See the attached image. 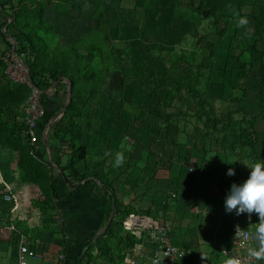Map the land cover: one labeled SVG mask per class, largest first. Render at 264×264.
<instances>
[{"label": "rangeland", "instance_id": "rangeland-1", "mask_svg": "<svg viewBox=\"0 0 264 264\" xmlns=\"http://www.w3.org/2000/svg\"><path fill=\"white\" fill-rule=\"evenodd\" d=\"M5 1L0 0V5L7 7L8 0ZM46 2L49 8L57 3L65 10L69 6H77L80 9L78 12L81 13V25L85 26L87 22L96 25V42L92 44V48H88L94 50L95 54L90 58V76L87 74L86 77L97 78L99 87L94 86V89L98 90H91L90 98L94 104L93 101L100 103L102 99L107 102L105 97H112L118 119H106L109 128L96 129L95 132L107 136L112 134V137H126L131 155L136 154L138 146L139 152L140 145L143 146L145 175L141 187L145 204L139 209L144 210V213L149 211L156 214L154 217L157 218L166 217L169 221V234L178 231L183 236L192 233L195 235L196 238L192 235L184 239L186 241L195 238L198 241L195 242L197 250L190 254L187 264H223L217 251L219 252L221 240L230 236L229 226L237 222L243 226V222L252 226L254 222H259L258 216L253 213L249 218L248 214L237 216L235 211L226 213L224 206L206 210L198 199L187 201L190 197L188 191L179 189L176 202H184V210L189 214L185 217L177 215L183 223L176 226L177 220L174 216L168 218L167 210L169 207L172 210V206H169L167 201L165 204L161 203L164 185L154 186L155 177L152 175L153 172L159 174L160 171L169 170L172 165L167 164V161L179 162L178 158L183 156L186 168L180 173L179 184L189 189L194 184L190 185L194 175L204 172L201 165L198 168L188 165V162L200 164L201 158L196 155L200 153L199 149H204V145L210 143L203 133V126L212 128L215 134H222L221 131L229 125L238 123L240 119L251 120L255 111L257 112L258 107L255 104L251 106L250 103L255 102L254 93L258 92V86L255 78L245 75L249 67H259V64H251V59L264 51V0ZM14 5H17V2ZM239 17H247L250 21V35H245L246 29L237 27ZM206 43H210V46H205ZM81 55L83 56V53ZM2 57L4 62L1 67L4 69L0 70V74L7 77L8 62L6 55L3 54ZM177 58H180L182 63L187 62L192 74L196 73L200 77L193 85L204 94L206 103L202 104L184 92V87L190 81H173L171 87L165 86L163 78L166 74L172 75L177 68L174 64ZM99 80L104 83L109 81V88L107 85L104 90L102 86L100 88ZM5 81L9 84L7 78ZM10 82L11 85H16L15 82ZM121 105L124 107L122 111ZM158 106H162L160 111L166 118H160L156 122L157 117L150 113L156 111ZM179 108L182 110H178ZM202 114L212 118V127L205 124L208 117L203 118ZM237 127L224 132L228 140L223 134V142L221 141L218 152L224 148L225 154H232L233 139L238 137ZM111 130L113 133H110ZM244 138L247 139L246 136ZM152 147L157 151L154 155L149 151ZM11 163L15 166V159ZM185 171L190 179L185 177ZM21 175L19 171L13 179L20 182L15 192L23 197L24 220L27 219L25 214L30 211L29 219L35 224L33 228L45 231L40 212L51 208L48 206V199L44 195L39 196L34 185L23 183ZM192 189L193 186L191 192ZM24 192H27L26 195ZM174 193L177 194L176 191ZM225 218L228 219L226 222ZM24 220L19 221L22 228L23 225L26 226ZM216 224L220 225V228L216 229L213 236L210 230ZM29 232L35 231L29 229Z\"/></svg>", "mask_w": 264, "mask_h": 264}, {"label": "crops", "instance_id": "crops-1", "mask_svg": "<svg viewBox=\"0 0 264 264\" xmlns=\"http://www.w3.org/2000/svg\"><path fill=\"white\" fill-rule=\"evenodd\" d=\"M28 1L30 2V0ZM15 2H17V5H14ZM6 4L8 5L6 13L9 17L6 25L0 17L1 71L4 69V67H1L4 62L2 55L12 53L10 49L15 42H17L16 52L19 43L15 37L19 33L17 29L13 28L11 16L14 11L21 8L22 4L27 5V0H8ZM30 10L29 31L31 34L38 35L47 49V53L39 58L41 64L45 66L53 64L60 69L64 67L68 73V77H60L56 82H52L47 90H41L42 92L51 90L49 95L44 96V107L47 116H54L48 121L40 135V142L38 141L35 146H40L41 153L46 155V158L54 167L53 175L57 177V174L61 173L64 180V185L59 184L60 195L58 200L53 201V203L48 202V206L52 207L54 205L57 208L49 209L44 213L40 212L41 223L46 228L45 231L33 228L35 224L29 219L30 211L25 214L27 219L24 220L23 197L15 192L20 182L15 181V178L13 179L16 174H19V171L22 172L16 165L12 166L11 162L14 156L10 148L4 145V141L7 142L13 137H17L13 136L14 134L20 133L23 126L22 120L25 113L27 93L25 89L19 88L20 86L15 87L7 84L5 81L7 77L0 74V99L6 98L7 102L3 109L0 106V129L2 132L0 140V197L2 193L10 191L19 201L20 209L15 214L13 221L17 230L29 241L30 247L35 249L41 257L40 261H32V264H49V262L57 260L58 255L63 256V259L58 260L57 264H115V262H118V264H133L135 258L138 260L137 264H149L147 261L139 259V255L143 253L144 249L151 247L148 239L145 236L138 237L126 233L122 230V226V233L134 236L141 241L135 248H127L122 260L120 256L109 258L110 253L107 255L101 254L100 250L93 244L99 236L106 232L112 220L123 225L126 217L130 214L150 218L162 225L166 229L170 240L175 245L184 247L187 251L183 261V264H187L190 254L197 250L195 242L198 243V241L195 239V235L192 233L183 236L178 231L175 234H169V221L166 220V217L157 218L154 217L156 214L151 212L146 215L144 210L139 209L145 204L141 187L145 175L143 171L145 159L143 146L140 145V152L138 146L136 154L131 155L127 147L129 142L126 137L122 135L112 137V134L107 136L95 132L96 129L109 128L106 119H118L112 97H105L107 102L102 99L100 103L93 101L94 104L90 98L92 96L91 90L92 92L98 90L94 89V86L99 87V84L95 83L97 78H86V75L90 76L91 73L90 58L95 54L94 50L88 48H92V44L96 42V25L93 22H87L85 26H82L79 18L81 13L78 12L80 9L77 6L75 8L74 5L69 6L66 10L59 3L52 4V7L49 8L46 0H35L30 5ZM87 12L89 13V10ZM1 34L5 36V39ZM23 39L21 38V40ZM21 44L24 47L28 45L24 40L21 41ZM100 44L104 45V43ZM81 53H83V56ZM20 59L23 62L21 57ZM75 64L79 65L76 69L73 68ZM255 76H252V78H255V83L258 85V74ZM69 77L73 78V85ZM99 82H101L100 88L102 86L103 90L106 85L109 88V81L104 83L103 80H99ZM258 93L259 90L254 93V96ZM69 94L70 101L68 103ZM73 96H78V99ZM98 96L101 97L99 93ZM254 101L250 104L251 106L255 104L258 110L255 111L251 119L257 114H259V117L256 120L248 119L252 122V139H254L252 146L248 145V140L244 138L247 133L243 132L245 125L241 119L238 123L229 125L224 131H221L222 134H215L212 128L203 126L205 128L203 133L207 141H210L208 145L211 148L204 145V149H199V151L196 149L200 152L196 155L201 158L200 164L196 163L195 165L188 162V165L196 168L201 165V170L204 171L201 175H194L190 185L191 183L194 184L189 189L179 184L180 173L183 171L182 169L186 168L183 156L180 159L178 158L179 162L167 161V164L172 165L169 170L160 171L159 174L153 172L152 176L155 177L153 185H164L162 197L160 198L163 201L161 203L165 204V201H167L168 205L172 206V210L169 207L167 213L169 219L174 216V219L177 220L176 226L183 223L180 216L185 217L189 214L184 210V202H176L179 189L188 191L190 197L187 198V201L188 199L195 201L198 199L206 210H211L215 206H224V200L231 185L233 183L240 184L248 178L249 170L246 166L249 165V162L264 159V110L260 112L258 100L254 99ZM67 103V107L62 111L63 106ZM70 104H72V108L69 107ZM123 108L122 106L121 111ZM157 108L162 109V106ZM178 110H182V108ZM235 126H238L236 131L238 137L233 139L232 154H225L224 148H222L223 151L218 152L217 149L221 144L222 137ZM110 133H113V131L111 130ZM225 136L228 140L227 134ZM194 142L196 143L195 140ZM153 149L152 147L149 150L152 155L157 152ZM118 151H123L126 159L125 163L117 168L114 167V156ZM106 152H111L112 155L106 156ZM229 168L235 170L234 176L226 175ZM62 170L64 172H61ZM71 172H74L73 178H67L65 181V176H68ZM184 173L185 177L190 179L187 171ZM225 179L233 180L230 186L222 183V180ZM172 188L174 190H171ZM174 191H176V195ZM26 193L24 192V195ZM209 202L211 204L208 207ZM44 205L46 204L44 203ZM20 220L26 222V226L23 225V228L20 227ZM224 220L226 222L228 219L225 218ZM104 223L105 225H103ZM243 223L244 226L239 222L242 227L252 232L255 230L257 222H254L252 226L246 222ZM232 226H229L230 232ZM217 228H220V225L212 226L210 233L213 236H215ZM29 229L35 232H29ZM91 235L94 236L88 245L86 243ZM192 235L195 238L184 240ZM126 239L125 236L121 241L122 248L126 247L127 243L124 241ZM254 243L253 241L252 244ZM1 252V264H17L15 245H3ZM217 253L221 261L224 262L218 251ZM245 254H247V250ZM260 262L264 264V261Z\"/></svg>", "mask_w": 264, "mask_h": 264}, {"label": "trees", "instance_id": "trees-1", "mask_svg": "<svg viewBox=\"0 0 264 264\" xmlns=\"http://www.w3.org/2000/svg\"><path fill=\"white\" fill-rule=\"evenodd\" d=\"M35 0H30V2L27 0V5L22 4L21 8L18 11H14L13 15L11 16L12 22H13V28L18 30V36H15L19 43L16 48L17 54L23 59V62L26 67L29 68V75L30 78L33 80L35 87L38 90H47L52 82H56L60 77L67 76L68 73L67 70L63 68H58V66L51 64L50 66H45L41 64L40 57L47 53V49L45 44L42 42L41 38L36 34L30 33V5ZM29 3V4H28ZM6 7L0 5V17L4 20V25L8 22V15L6 13ZM31 22V21H30ZM33 22V21H32ZM259 33V32H258ZM218 36V34H216ZM3 39H5V36L1 34ZM21 38H24L23 40L26 41L28 44L27 47H24L21 44ZM7 42V40H5ZM9 44V43H8ZM11 45V44H10ZM205 46H210V43H206ZM32 50V53H31ZM8 53H4V55H7ZM253 63L251 64H259V67H249L245 77L248 75H256L258 72V90L259 93L256 95V99L258 100V106L260 112L264 110V51L259 52L258 54L254 55L251 59ZM176 64L177 68L174 69V72L172 75L166 74L164 76V83L165 86L171 87V84H173V81L180 82L182 81H190L189 84H187L184 87V92H187L188 95L193 96L195 99L202 102V104L206 103V98L204 97V94L201 92L199 88H194L193 82H195L200 77L196 74L191 72L188 63H182L180 58H177V61L174 63ZM79 65L75 64L73 68H78ZM79 71V70H78ZM87 78V77H86ZM8 79V77H7ZM72 85L73 78L69 77ZM170 80V82H168ZM8 81V80H7ZM11 81V80H10ZM9 84L11 82L8 81ZM95 83H98V80L95 81ZM15 87L20 86L19 88L25 89L27 93V97L30 93V88L24 84L15 83ZM14 87V88H15ZM16 89V88H15ZM5 90V89H4ZM75 99H78V96H73ZM73 102V100H72ZM7 104L6 98L0 99V106L3 109L4 106ZM44 105V103H43ZM72 108V104L70 106ZM161 108H156V111H153L152 114L153 117H157L156 122L160 118H166L160 111ZM45 110V107H44ZM204 112V111H203ZM259 112V113H260ZM3 113V111H2ZM54 115H49L44 113L43 118L38 123V141L40 138V135L43 131V129L46 127L48 121L53 117ZM203 118L208 117V115H203ZM259 117V114H257L253 119L256 120V118ZM244 121V133H247L246 137L248 136V145H253L254 139H252L250 132L252 133V127H251V121H248V119L243 120ZM212 118L206 119L205 124L207 126H210L212 124ZM23 123V122H22ZM214 123V122H213ZM212 127V125H211ZM1 129H0V140H1ZM13 139L9 141H4V145L10 148L14 159L16 166L21 170V181L28 185H34L37 188L39 196H46L49 203H53V201L58 200L59 194V184L64 185V180L61 173H58L57 177L53 175L54 173V167L52 164L48 161L46 158V155L41 153V150L39 147H36V143L32 144L30 141V134L26 127L22 126L20 133L14 134ZM40 142V141H39ZM61 172H64L63 170ZM74 172H71L68 174V176H65V181L67 178L71 179L73 178ZM233 180L231 179H225L222 180V183L226 186H230ZM41 194V195H40ZM51 207V206H50ZM56 206H52L50 209H56ZM49 210V209H47ZM47 210L44 209V212H47ZM43 212V213H44ZM146 215H149V211L145 212ZM105 225V223L103 224ZM121 223L116 222L115 220H112L110 225L108 226L106 232L99 236L93 244L96 245V247L100 250L101 254L107 255L110 253L109 258H116L117 256H120L121 260L124 258V254L126 252L127 248H135L141 241L140 239L131 236V235H125L121 231ZM94 235H91L90 238L87 240L86 244L91 243V239ZM127 237L126 240H124L127 244L126 247L122 248L121 241H123V237ZM116 248V249H115ZM116 261V260H115ZM115 264H118V262H115ZM120 264V263H119Z\"/></svg>", "mask_w": 264, "mask_h": 264}, {"label": "built area", "instance_id": "built-area-1", "mask_svg": "<svg viewBox=\"0 0 264 264\" xmlns=\"http://www.w3.org/2000/svg\"><path fill=\"white\" fill-rule=\"evenodd\" d=\"M19 57V56H18ZM8 67L6 75L9 80L24 84L30 88V93L26 100L25 113L23 116V124L30 134L32 144L38 142V123L43 118L44 96L49 95L51 90L42 92L38 90L33 80L30 78L27 68L13 53L6 55ZM192 171V169H189ZM173 196V195H172ZM20 204L18 199L10 191L1 194L0 197V264H1V247L3 245H15L17 251V264H32V261H40L41 257L32 247L27 238L22 235L16 228L13 221L15 214L19 211ZM237 226L240 229H237ZM122 230L126 233L134 234L138 237L145 236L151 244L150 248H145L143 253L139 255V259L147 261L149 264H183L187 255L184 247L175 245L166 232V229L157 222L146 217H138L134 214L128 215L122 225ZM241 230H247L238 222L235 223L227 240L220 243L219 255L222 259H226L224 251L229 252L233 256L242 259L243 264H262L250 260L245 251L253 241L249 240ZM248 231V230H247ZM237 235L235 236V233ZM250 232V231H248ZM57 260L49 262V264H57L58 260H62L63 256L58 255ZM135 258L133 264H137Z\"/></svg>", "mask_w": 264, "mask_h": 264}, {"label": "clouds", "instance_id": "clouds-1", "mask_svg": "<svg viewBox=\"0 0 264 264\" xmlns=\"http://www.w3.org/2000/svg\"><path fill=\"white\" fill-rule=\"evenodd\" d=\"M235 15H239L235 13ZM250 21L247 17H239L237 27L246 29L245 35H250L252 29L249 26ZM123 147V146H122ZM106 156H111V152H106ZM125 155L123 151H118L114 156V167H121L125 163ZM249 170L248 178L240 184L233 183L224 200L226 213L235 211L237 216L248 214L249 218L254 213L258 216L259 222L256 223L255 230L248 232L241 230L246 237L255 243L249 245L247 255L250 260L256 262L264 261V159L250 161L246 166ZM227 176H234L235 170L229 168ZM240 229L238 226L236 228ZM237 232L235 233V236ZM226 259L223 264H243L238 256H233L229 252L224 251Z\"/></svg>", "mask_w": 264, "mask_h": 264}, {"label": "water", "instance_id": "water-1", "mask_svg": "<svg viewBox=\"0 0 264 264\" xmlns=\"http://www.w3.org/2000/svg\"><path fill=\"white\" fill-rule=\"evenodd\" d=\"M16 44H17V42H15L14 44H12V47H11L10 50H11V52L14 54V56L17 57V58L19 59L17 53L15 52V46H16ZM19 60L21 61V59H19ZM21 62H22V61H21ZM26 68H27V67H26ZM27 71H28V68H27ZM28 74H29V71H28ZM29 76H30V75H29ZM65 80H66V79H65ZM69 101H70V94H69L68 103H69ZM68 103L65 104V105L63 106L62 111L65 110V108L67 107ZM44 140H45V138H44Z\"/></svg>", "mask_w": 264, "mask_h": 264}]
</instances>
